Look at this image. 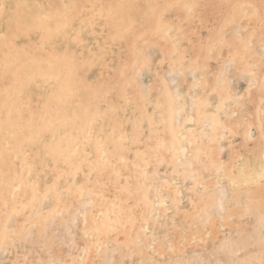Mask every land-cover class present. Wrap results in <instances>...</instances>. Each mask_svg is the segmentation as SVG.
I'll use <instances>...</instances> for the list:
<instances>
[{
    "label": "bare ground",
    "instance_id": "bare-ground-1",
    "mask_svg": "<svg viewBox=\"0 0 264 264\" xmlns=\"http://www.w3.org/2000/svg\"><path fill=\"white\" fill-rule=\"evenodd\" d=\"M262 15L264 0H0L5 263L29 264L16 259L39 245L55 254L52 264H99L111 241L148 234L182 199L172 180L150 184L153 168L173 178L179 161L201 171L210 163L223 174L228 189L208 197L213 205L246 197L263 220ZM143 49L164 53L163 61L150 64ZM226 61L248 78L239 96L219 73ZM168 66L182 75L193 68V90L173 97L162 68ZM147 67V93L135 76L123 78ZM225 134L221 166L216 144ZM198 185L212 187L207 177ZM87 197L93 200L81 213ZM197 201L211 208L205 198ZM74 215L86 233L72 253L65 243Z\"/></svg>",
    "mask_w": 264,
    "mask_h": 264
},
{
    "label": "rangeland",
    "instance_id": "rangeland-1",
    "mask_svg": "<svg viewBox=\"0 0 264 264\" xmlns=\"http://www.w3.org/2000/svg\"><path fill=\"white\" fill-rule=\"evenodd\" d=\"M212 17V13L206 12V22L211 21ZM210 30L213 33L215 31L214 27H210ZM223 36L224 33L221 34L220 38H223ZM167 45L168 43L161 42L162 47ZM142 46L145 47V43ZM143 51H146L145 55L150 60V64L152 61H156L159 64L164 59V53L162 52L153 55L150 50L143 49ZM162 68L167 85L172 96L175 98L182 89L185 90L189 87L188 91H191V83L194 79L198 78L193 68H189L183 75L169 66ZM140 69L128 71L123 78L135 76L137 85L141 87V91L147 93L150 68L147 67V70ZM219 73L229 87L233 90L235 89L234 91L237 96L240 95L238 92L240 83L244 86L248 84V78L246 76L239 77L231 61H226ZM210 99L213 100V97H210ZM192 104V101H189V109L192 108ZM251 138V132L246 134L245 139L249 143ZM227 140L229 138L225 134V138L219 139L216 144L217 157L222 161L221 166L225 164L224 158L227 156V148L224 149ZM207 144L208 142L205 141V145ZM175 166H181V169L173 173V178L171 175L163 173L161 167L153 168L152 175H150V184L154 186L158 183L163 184L168 180H172L173 189L180 191V195H183L181 196L182 199L179 202L171 203L161 220L160 226H153L152 231L148 234L138 235L139 233H135L133 240L111 241L98 263L264 264V219H259L260 213L249 211L250 207L246 204V197L240 201L233 200L232 197L223 205H213L214 200H210L208 197L212 196V194L223 195L224 191L228 189L227 185L222 181L223 174L219 170L210 171V163L207 166L209 171H201L195 164L189 162L182 165L179 161L176 162ZM202 177H207L212 183L210 189L202 190L198 187L199 180ZM140 186L141 184L138 187ZM230 191L232 193L234 190L230 189ZM199 198H205L208 205L212 204L211 208L208 209L206 204H204L205 202L202 203L204 205H198L199 202L197 200ZM261 199L264 215V196ZM92 200L93 198L91 197L83 199L78 206L79 211L82 213L85 210V206ZM47 202V199H45L44 204H47ZM225 207L228 208L226 214L221 212ZM206 209H208L207 212ZM76 215L71 216L69 219L74 228L66 232L68 234V238L66 239L68 242H64L66 248L68 247L72 253H75L77 248L81 246L80 241L83 242L84 240H82L81 236L86 233L82 220L81 225L84 230L82 229L83 233H80V220L77 219L80 215L75 218ZM224 216L228 218L226 219ZM176 218L179 221V225L177 226L173 224ZM182 220L185 222L183 223ZM10 223V228H14V221ZM77 239L80 241H76ZM169 241L174 243L173 248ZM154 249L158 253L154 254ZM44 252H47L45 251V247L38 245L35 248L27 249L25 254L19 256L16 260L20 261V257H26L30 260L29 264H52L55 254L52 251L47 252V254ZM5 257L6 254H0V264H6Z\"/></svg>",
    "mask_w": 264,
    "mask_h": 264
},
{
    "label": "snow or ice",
    "instance_id": "snow-or-ice-1",
    "mask_svg": "<svg viewBox=\"0 0 264 264\" xmlns=\"http://www.w3.org/2000/svg\"><path fill=\"white\" fill-rule=\"evenodd\" d=\"M262 22H264V15L261 16ZM262 56H264V52H262Z\"/></svg>",
    "mask_w": 264,
    "mask_h": 264
}]
</instances>
